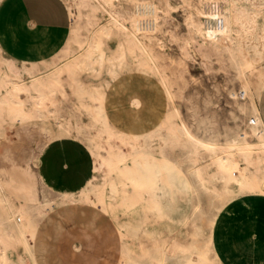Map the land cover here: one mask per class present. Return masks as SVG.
<instances>
[{
    "label": "bare ground",
    "instance_id": "6f19581e",
    "mask_svg": "<svg viewBox=\"0 0 264 264\" xmlns=\"http://www.w3.org/2000/svg\"><path fill=\"white\" fill-rule=\"evenodd\" d=\"M69 1L87 7L91 19L101 11L107 21L96 31L90 30L89 21L77 28L69 2L67 8L73 21L69 37L54 59L43 61L46 69L37 74L40 67L36 61L20 59L17 64L19 59L0 45L8 71L31 77L28 83L8 73L0 77V140L14 128L49 121L44 111L45 99L55 105L51 96L62 86L63 71L73 75L77 69H86L99 75L105 58L101 39L108 37L118 44L112 57L133 59L148 84L163 94V116L147 111L142 93L124 81L111 62L106 67L108 78L100 80L87 93L93 101L90 106L93 120L107 136L106 156L99 151L101 145L79 128L62 119L56 123L74 136L86 139V147L95 161L93 177L104 167L108 176L117 174L119 182L133 190L130 195L122 196V201L128 206L149 203L159 215L177 217L183 225L181 233L192 226L194 239L191 243L177 238L150 243L126 240L120 230L111 226L107 216L101 221L108 214L111 198L117 194L118 186L110 178L103 190L93 187L90 178L78 191L60 192L52 198L43 196L38 203L17 205L12 203L0 180V264H47L45 245L38 231L53 216L72 221L75 260L84 264H220L207 256L206 248L211 249V231L225 201L219 188L209 187L206 179L209 176L216 179L221 191L230 197L241 188L264 193V120L259 107L264 71L252 77L255 64L264 66V0H195L193 3L182 0L189 7L187 24L193 34L188 44L194 43L203 56L215 54L230 61L243 94V101H235L236 105L249 113L248 130L226 133L222 142L206 135L205 123H198L201 131L198 133L186 123L177 107L166 108L173 100L174 90L152 42L159 26L154 4L137 0L133 14L126 18L118 9L119 0ZM165 5L167 9L174 7L168 0ZM83 90L79 86V91ZM23 92L27 100L36 98L28 108H24L27 100L20 97ZM230 94L237 96L233 90ZM113 137L119 138L127 149L114 145ZM207 159L215 165L214 173L206 165L198 164ZM32 161L38 163V154ZM178 193L186 196L185 204ZM10 250L15 252L14 257Z\"/></svg>",
    "mask_w": 264,
    "mask_h": 264
},
{
    "label": "rangeland",
    "instance_id": "374dc122",
    "mask_svg": "<svg viewBox=\"0 0 264 264\" xmlns=\"http://www.w3.org/2000/svg\"><path fill=\"white\" fill-rule=\"evenodd\" d=\"M136 1L119 0V11L126 18L130 17L135 10ZM139 1L149 5L154 4L159 15V26L153 33L155 37L152 42L160 55L159 61L162 64L164 73L171 80L174 90L173 100L167 103L166 108L177 107L186 123L198 133H201L197 128L198 123H205L207 127L206 135L213 137L219 142L224 140L226 133L248 130L249 122L247 119L249 118V113L247 110L241 111L235 102L239 101L241 103L243 97L240 96V82L235 76L230 61L226 58H219L215 54L203 56L194 43L192 45L188 44L187 40L193 37L187 24L188 5L186 3L182 4V0H168L174 7L167 9L166 0ZM7 2H12V0H0V45L5 44L6 41L11 42L15 46L19 45L18 42L21 41L22 35H15V37L11 32L16 30V28H20L21 31H24V34L26 33V36H29L28 39L33 42L31 47L13 48L6 50V52L19 59L17 64H19L20 59L36 61L40 70L35 73L43 72L46 69L43 66V61L56 57L57 51L69 37L73 21L71 20L69 28L60 32H38L23 23L20 14L13 6H11L13 8L12 12L9 13L5 8V5L8 4ZM64 2L66 5L69 2L72 4L74 23L77 28L87 25L89 21L92 22L89 26L90 30L96 31L107 21L99 10L96 12L95 18L91 19L87 7L76 1L64 0ZM193 2L195 0H192ZM179 3L180 5H178ZM2 31H7L6 37ZM101 41V48L105 53L101 68L102 72L99 75H94L89 70L77 69L75 74L70 75L63 71L60 74L62 86L57 88L53 96H51L55 100V105L49 104V99V103H47L48 100L45 99L47 108L44 111L48 115L49 121L28 123L19 129L26 132L34 130V133L39 138H44L40 142L39 150L42 149L48 140L53 138L68 136L77 140L82 150L87 154L89 161L88 177L78 190L90 178H93V187L97 190H103L109 178L117 184V194L115 198H111V203L109 202L107 210L108 214L102 216L101 221L107 216L110 219L111 226L117 231L120 230L122 236L129 242L137 243L143 241L150 243L177 238L184 243H191L194 239L192 226H187L184 233H181L183 225L177 217L161 216L149 203L144 202L140 206H128L125 201H122V196L130 195L133 190L129 186L125 187L123 183H120L117 174L112 173V176H108L104 167L93 177L95 161L94 156L86 147V139L74 136L56 123V121L62 119L70 125L79 128L85 136L91 137L98 145H101L102 148H99V151L102 156H106L109 148L107 136L104 132H101L93 120L90 113V106H92L93 101L87 93L100 80L108 78L109 74L106 73V67L111 62H114L117 66L116 69L120 77L130 83L133 89L136 88L142 93L147 111H153L159 117L163 116L161 111V108H164L165 101L163 94L156 86L148 84V81L140 74L133 59L128 56H123L121 59L112 57L116 51L117 42L111 41L106 36H102ZM158 43L163 46L160 47ZM109 57L112 58L110 59ZM2 63L0 52V77L6 73L14 77L16 74L8 71L6 65ZM254 68L252 70L253 78L256 77L258 71H264V66L260 64H255ZM16 77L22 83H28L31 79L27 73L18 74ZM79 86L84 90L79 91ZM232 90L236 92L237 96L233 97L230 94ZM20 97L25 100L28 99L24 92L20 94ZM35 100L36 98L34 97L25 101L24 108L30 107ZM152 104L156 105V108L152 109ZM111 142L124 150L127 149L117 137H113ZM198 164L206 165L211 173L216 171V167L210 159L200 160ZM16 173L22 174L21 170L17 168L10 170L0 169L6 193L10 196L12 203L17 205L18 203L27 202L17 192L15 180L11 179ZM205 183L209 187L219 188L221 197L225 201L217 217V222L211 231V249L207 250L206 248L207 256L211 259H216L220 264H264V193H252L245 188H241L230 197L229 193L221 191L220 183L213 177L209 176ZM177 195L181 202L185 204L186 196L180 193ZM96 204L98 206L97 202ZM235 231L237 232L235 233ZM10 254L12 257L15 256L13 250H10ZM193 256L195 257V254Z\"/></svg>",
    "mask_w": 264,
    "mask_h": 264
},
{
    "label": "crops",
    "instance_id": "0c3cea01",
    "mask_svg": "<svg viewBox=\"0 0 264 264\" xmlns=\"http://www.w3.org/2000/svg\"><path fill=\"white\" fill-rule=\"evenodd\" d=\"M11 6L20 14L24 24L38 32H60L69 28L71 23L64 0H12L5 5L9 13L13 10ZM3 33L6 37L7 31ZM11 33L14 36L22 35V39L17 46L6 41L2 45L5 50L31 47L33 42L20 28ZM259 107L264 120V88ZM43 140L34 130L26 132L19 128H14L0 140V169L21 170L22 174L16 173L11 179L15 180L17 192L27 203H38L43 196L53 197L60 192L78 191L88 177V157L77 140L68 136L53 138L39 150ZM37 154L39 161L35 164L32 158ZM69 159L72 168L65 172L60 162ZM0 180L5 189L1 174ZM74 231L72 221L59 216H53L50 222H43L39 226L38 235L45 245L47 264H84L75 260Z\"/></svg>",
    "mask_w": 264,
    "mask_h": 264
},
{
    "label": "snow or ice",
    "instance_id": "6c2138e0",
    "mask_svg": "<svg viewBox=\"0 0 264 264\" xmlns=\"http://www.w3.org/2000/svg\"><path fill=\"white\" fill-rule=\"evenodd\" d=\"M262 7H264V6H262ZM204 146H205V147H209V145H204ZM60 166H61V168H62L65 172H68V171H70L71 168H72V162H71L70 159L67 160V161L62 160V161L60 162Z\"/></svg>",
    "mask_w": 264,
    "mask_h": 264
},
{
    "label": "built area",
    "instance_id": "2783aa9c",
    "mask_svg": "<svg viewBox=\"0 0 264 264\" xmlns=\"http://www.w3.org/2000/svg\"><path fill=\"white\" fill-rule=\"evenodd\" d=\"M240 96L243 97V94H241V92H240ZM248 122H249V121H248Z\"/></svg>",
    "mask_w": 264,
    "mask_h": 264
}]
</instances>
